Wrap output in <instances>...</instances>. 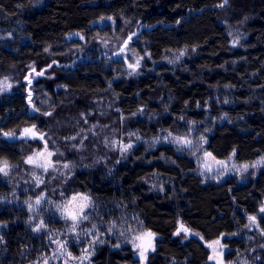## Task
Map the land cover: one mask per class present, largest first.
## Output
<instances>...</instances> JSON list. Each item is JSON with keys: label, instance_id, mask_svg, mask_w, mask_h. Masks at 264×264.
<instances>
[{"label": "trees", "instance_id": "16d2710c", "mask_svg": "<svg viewBox=\"0 0 264 264\" xmlns=\"http://www.w3.org/2000/svg\"><path fill=\"white\" fill-rule=\"evenodd\" d=\"M224 12L241 19L238 23L245 26L246 38L239 47L231 44L227 28L220 22ZM103 18L115 20L118 33L133 35L131 47L149 53L156 62L186 49L192 59L177 66V71L163 63L159 77L127 82L113 81L106 68L109 61L99 58L96 51H88L85 60L65 55L78 44L67 43L68 35L81 33L92 40L98 32L93 25ZM100 32L107 35L109 31ZM30 64L42 70L33 87L39 100L49 96L63 99L46 108L41 102L37 106L28 101L24 86L0 99V161L23 165L26 152L41 146L38 141H26L31 133L8 139L4 133L36 125L52 142L82 128L85 111H93L103 124L114 117L120 124L122 115H130L128 126L145 135L155 127L140 111L147 107L159 119L158 103L170 115L165 119L168 126H173L171 117L189 112L203 121L210 105L218 119L227 113L228 121L212 122L207 137V149L215 157L224 159L234 152L237 162L245 163L264 156V0H0V68L20 70ZM42 73L56 74V78L48 80ZM55 85L62 88L56 91ZM102 97H109V107L102 108ZM217 98L227 104L217 106ZM42 108L43 113L53 112L31 115L32 109ZM165 149L166 160L155 166H145V158L136 151L112 176L98 163L68 182L49 177L40 189L52 195L56 189L67 194L76 187L89 192L100 206L103 222L110 223L120 210L139 214L146 230L159 238L148 264H207L205 243L234 233L244 225L245 216L256 212L264 199V172L246 185L232 181L204 185L191 171L193 161L173 155L171 147ZM155 172L163 179L161 192L145 186ZM15 182L12 176L5 180L0 176V199L15 189ZM3 202L0 200V264H37L47 248L49 232L35 231L24 208ZM179 222L196 236L181 243L176 237ZM38 223L36 220V227ZM228 243L235 248L240 242L231 239ZM111 247H99L94 264H133L129 254Z\"/></svg>", "mask_w": 264, "mask_h": 264}, {"label": "rangeland", "instance_id": "374dc122", "mask_svg": "<svg viewBox=\"0 0 264 264\" xmlns=\"http://www.w3.org/2000/svg\"><path fill=\"white\" fill-rule=\"evenodd\" d=\"M221 18L220 22L227 28L231 44L234 47L241 46L246 38L245 26L241 22L238 23L241 19L225 12ZM93 26L98 28V32L93 35L92 40H88L81 33H72L66 37L67 43L77 42L78 44L73 45L72 53L67 49L65 55L85 60L84 55L88 51H96L99 58H105L109 61L106 68L112 72L113 81L128 82L131 79L159 77L161 71L158 68L161 64L170 65L174 68L172 70L177 71L175 69L177 66L179 67L182 63L192 59V53L186 49L172 52L164 58L165 60L156 62L151 59L149 53H139L133 49L131 47L134 41L133 35L125 37L123 32L122 34L118 33L117 22L112 18H103ZM138 29H135V34ZM101 30H108L109 32L105 35V33L101 34ZM114 62H118V65H110ZM41 72L42 70H38L32 64L20 67V70L15 67L11 70L0 68V82L7 78V84L10 85V87H5L3 83H0V99L3 100L14 95L20 90V86H24L28 101L38 106L41 100H39V94L33 90V87ZM25 73H27L26 76H24ZM42 75L52 81L56 78V74L42 73ZM54 88L57 91L62 87L55 85ZM221 98L224 99L222 96ZM62 99L49 96L48 98L45 97L40 104L46 108ZM101 99L104 104L102 108L110 106L109 97H102ZM215 102L217 106L221 107L223 104H227L220 98H217ZM158 104L161 107L157 109L158 113H161L159 119L158 115L149 111L147 107L140 111V116L155 127L145 131V135L138 129L128 126L130 115H122L120 124H118L116 117L111 119L112 121L109 123L103 124L99 122V117L96 118L93 111L83 113L85 124L82 128L69 136L53 138L52 142L47 139V132L36 125H27L19 130L6 132L11 135H3L7 139L24 138L25 134L31 133L32 136L26 138V141L41 143L40 147L33 148L29 153L26 152L23 165L15 166L7 163V168L0 171V176L4 180L12 176L16 181L14 183L15 189L1 197L0 200H4L3 204H15L24 208L30 217L28 224L37 228L35 231L49 232L47 248L41 253L42 256L40 255L41 257L38 258L37 264H94V257L98 248L108 244L112 246V250H120L126 255L129 254L133 264H148L150 256L157 250L159 240L153 233L154 236L150 241L151 247L146 252L144 249L136 247V244L141 243L136 237L150 232L144 227L139 214L133 211L127 213L120 210L121 213L114 215L110 223L103 222V218L98 212L100 206L89 192H80L76 187L67 194H61L56 189L52 195L47 193L46 189H40L49 177L68 182L75 179L78 173L86 172L98 163H103L108 169V176H112L117 172L116 169L120 163L129 160L136 151L139 152L142 160L145 158V166H155L166 160L168 151L165 147H171L173 155L193 161L194 169L191 171L200 178L204 185H219L226 181L246 185L259 178L260 174L264 172V163L256 164L257 161L264 160V156L255 161L241 163L237 162L236 155H233L234 152L227 158L219 159L208 151L207 144L209 141L207 137L212 133L211 125L217 120L228 121L227 113H222L218 119V116H214L210 105L206 108L209 109V113L203 121L194 119L192 112H189L181 117H171L173 126H168L165 125V119H168L170 115L165 109H162V103ZM41 110L32 109L31 115L45 114V116H49L53 112L46 111L43 113V108ZM104 110L106 111L103 109V112ZM115 112H117L116 109ZM132 115L138 116L136 113ZM152 119L156 121H151ZM25 129L32 131L26 133ZM175 137L190 140L192 143L191 145L176 143ZM89 141H91L90 145L88 144ZM126 145H131V147L125 149ZM140 147L144 149H140ZM38 153H44V155L38 156ZM29 157H32L35 162L28 163ZM169 160L174 159L170 158ZM3 162L0 161V167H3ZM40 164H44L45 167H40ZM244 165H248V167L245 169ZM145 181H147L145 182L146 188H150L151 191L153 189L157 192L164 190L162 187L163 179L157 172L152 173V176ZM81 195L90 197V202L88 207L84 208L77 216V219L73 220L68 212L78 211L77 206L82 201L72 198ZM38 200L39 203H37ZM262 208H264V199L259 202L255 213L245 216L244 225L237 227L234 233L223 234L220 238L205 243L209 252L207 264H260L264 262V211H261ZM84 216H87L88 219H83ZM250 217H255V221H252ZM36 220H39L37 227L35 225ZM180 224L183 223L179 222L178 229ZM195 236L196 234L192 231L185 233L181 230L178 235L176 232V237L181 243ZM231 239H236L240 242L239 245L232 248L228 243ZM146 242L148 241L146 240ZM141 251L144 252L143 257L140 254Z\"/></svg>", "mask_w": 264, "mask_h": 264}, {"label": "snow or ice", "instance_id": "6c2138e0", "mask_svg": "<svg viewBox=\"0 0 264 264\" xmlns=\"http://www.w3.org/2000/svg\"><path fill=\"white\" fill-rule=\"evenodd\" d=\"M224 2L226 3L227 0H224ZM220 6L222 7L223 4H221ZM130 67H131V65H130ZM0 83H3L5 87H10V85L7 84V78H5V81L0 82ZM30 131H32V130H31V129H25V132H26V133H27V132H30ZM4 135L7 136V135H11V134H10V133H4ZM41 138H42V137H41ZM174 140H175L176 143H179V144H182V145H191V143H192L190 140H187V139H184V138H181V137H175ZM128 147H131V145H126V146H125V149L128 148ZM234 154H235V153H233V155H234ZM37 155H38V156H43L44 153H38ZM48 155H51V153H48ZM208 155H210V154H208ZM34 162H35V161L33 160L32 157H29V158H28V163H34ZM221 163H223V162H221ZM261 163H264V160H262V161H257V162H256V164H261ZM7 166H8L7 161H4V162H3V167H0V171H4L5 168H7ZM39 166H40V167H45L44 164H40ZM65 167H67V165H65ZM243 167L246 169V168L248 167V165H244ZM253 167H255V165H253ZM72 199H73V200H77V199H79L80 201H82V203L78 204V206H77L78 211H76V212L69 211V212H68V215H69L73 220H76V219H77V216L83 211V209L86 208V207H88L89 202H90V197H88V196H86V195H81V196H79V197H73ZM37 203H39V200L37 201ZM261 211H264V208H262ZM83 219H88V217H87V216H84ZM250 219H251L252 221H255L256 218H255V217H250ZM73 227H75V225H73ZM181 230L184 231L185 233H187V232L189 231V229H187L183 224H180V227H179V229H178V231H177V235L179 234V232H180ZM153 236H154L153 233H151V232H146V233H143V234H141L140 236L136 237L137 240H140V241H141L140 244H136V247H138V248H142V249H144V248H146V247H150V246H151L150 241H151V238H153ZM145 240L148 241V244H147V245H145V243H144ZM216 243H219V241H216ZM209 247H211V245H209ZM153 250H154V249H153ZM140 254H141V256L143 257L144 252L141 251Z\"/></svg>", "mask_w": 264, "mask_h": 264}, {"label": "water", "instance_id": "95a60500", "mask_svg": "<svg viewBox=\"0 0 264 264\" xmlns=\"http://www.w3.org/2000/svg\"><path fill=\"white\" fill-rule=\"evenodd\" d=\"M144 243H145V245L148 244V242H146V240L144 241ZM150 247H151V246H150ZM150 247H146V248H144V251L146 252Z\"/></svg>", "mask_w": 264, "mask_h": 264}]
</instances>
